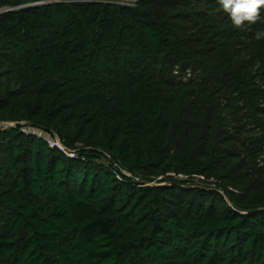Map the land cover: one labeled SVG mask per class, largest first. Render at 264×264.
Wrapping results in <instances>:
<instances>
[{
  "label": "trees",
  "instance_id": "obj_1",
  "mask_svg": "<svg viewBox=\"0 0 264 264\" xmlns=\"http://www.w3.org/2000/svg\"><path fill=\"white\" fill-rule=\"evenodd\" d=\"M0 11V264H264V5Z\"/></svg>",
  "mask_w": 264,
  "mask_h": 264
},
{
  "label": "clouds",
  "instance_id": "obj_2",
  "mask_svg": "<svg viewBox=\"0 0 264 264\" xmlns=\"http://www.w3.org/2000/svg\"><path fill=\"white\" fill-rule=\"evenodd\" d=\"M220 7L228 14L235 26H241L245 21L256 22L259 10L264 0H218ZM257 39H264V30L256 32Z\"/></svg>",
  "mask_w": 264,
  "mask_h": 264
},
{
  "label": "rangeland",
  "instance_id": "obj_3",
  "mask_svg": "<svg viewBox=\"0 0 264 264\" xmlns=\"http://www.w3.org/2000/svg\"><path fill=\"white\" fill-rule=\"evenodd\" d=\"M125 5H126V3H124ZM0 124H11V123H8V122H0ZM25 131H33V132H35V133H37L38 135H41V134H43L44 136H45V138L46 139H48L47 141L50 143V144H52V145H54V144H57L59 147L61 146L60 144V141H59V139L56 137L55 139H52L49 135H47V134H44L43 132H40V131H38V130H33V129H30V128H28V127H26L25 129H24Z\"/></svg>",
  "mask_w": 264,
  "mask_h": 264
},
{
  "label": "built area",
  "instance_id": "obj_4",
  "mask_svg": "<svg viewBox=\"0 0 264 264\" xmlns=\"http://www.w3.org/2000/svg\"><path fill=\"white\" fill-rule=\"evenodd\" d=\"M133 1V0H132ZM121 4H124V3H126V5H127V1H121L120 2ZM125 5V4H124ZM11 124H0V127H8V126H10ZM25 131V130H24ZM57 145V144H56Z\"/></svg>",
  "mask_w": 264,
  "mask_h": 264
},
{
  "label": "water",
  "instance_id": "obj_5",
  "mask_svg": "<svg viewBox=\"0 0 264 264\" xmlns=\"http://www.w3.org/2000/svg\"><path fill=\"white\" fill-rule=\"evenodd\" d=\"M5 11V10H4ZM7 11V10H6ZM3 11H0V13H2Z\"/></svg>",
  "mask_w": 264,
  "mask_h": 264
}]
</instances>
